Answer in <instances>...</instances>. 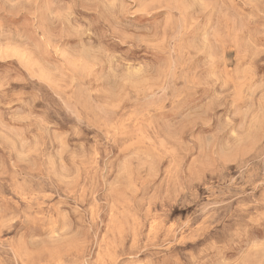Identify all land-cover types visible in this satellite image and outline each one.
<instances>
[{
  "label": "rangeland",
  "instance_id": "rangeland-1",
  "mask_svg": "<svg viewBox=\"0 0 264 264\" xmlns=\"http://www.w3.org/2000/svg\"><path fill=\"white\" fill-rule=\"evenodd\" d=\"M163 5L152 7L144 0L143 6L132 7L133 14L123 8L115 10L120 12L117 19L122 28L146 38L131 49L130 63H148L163 74L174 72L178 62L186 63L190 86L181 88L179 100L161 108L140 102L153 88V80L145 78L118 88L105 71L93 73L87 62L66 57L65 49L79 43L66 38L69 25L84 27L86 22L93 25L89 29L94 33L93 43L127 51V44L111 37L96 40V35L114 26L113 10L92 0H0L4 105L20 108L13 101L24 93L34 101L30 111L14 120L6 117L8 132L0 137L4 144L0 164L10 173L0 185L3 196L9 198L5 213L25 207L19 191L35 206L40 221L35 229L16 222L0 234V239L12 245L9 256L18 264H127L151 257L150 251L137 252L149 233L161 238L157 222L149 217L161 211V203L152 202L153 193L167 190L177 163L171 132L185 121L195 122L201 105L230 91L249 62L246 57L237 59L235 49L224 53L226 67L215 58L213 51L223 33L211 30L209 24H215L218 17L202 14L196 0H163ZM194 20L198 22L193 24ZM181 28L187 29L182 35ZM190 48L203 50L192 57ZM253 64L255 75L264 76V56ZM227 103L230 106L231 100ZM222 113L226 115L227 108L215 107L212 115L219 119ZM85 115L87 121L78 125ZM77 129L79 135L74 134ZM180 139L187 143V137ZM66 150L80 158L66 156ZM53 158L58 166L63 160L67 168L62 182L48 177L45 165ZM195 159L188 155L182 166L192 165ZM18 160L24 163L14 167ZM238 176L235 166L206 173L197 189L202 200L195 210L188 205H166L170 221L177 216L194 218V238L171 249L180 260L191 253L200 258V264H213L212 245L222 235L219 225L212 227L205 219L203 209L220 216L236 209L247 211L250 198L232 186ZM34 236L46 237L47 243L29 246ZM223 258L227 264H258L264 259V228L239 236Z\"/></svg>",
  "mask_w": 264,
  "mask_h": 264
},
{
  "label": "clouds",
  "instance_id": "clouds-1",
  "mask_svg": "<svg viewBox=\"0 0 264 264\" xmlns=\"http://www.w3.org/2000/svg\"><path fill=\"white\" fill-rule=\"evenodd\" d=\"M92 2L101 3L105 8L113 10L114 26L110 32L96 35V40L102 41L106 37H111L113 40L127 44L128 50L116 52L108 49L102 42L93 43L94 33L89 31L93 27L91 23L86 22L84 27L70 24L66 38L77 39L79 43L70 49H65L67 59L87 62L93 73L97 69L105 71L118 88L122 84L145 78L153 80V88L145 94L141 103L155 104L163 108L164 105L179 100L181 88L190 86L191 81L185 62H178L174 72L163 74L158 72L157 66L148 63L136 65L127 59L131 49L144 44L146 38L122 28L117 19L120 12L115 10L123 8L127 10V14H133L132 7L137 4L143 6L144 0H120V3L116 0H92ZM148 2L152 7L164 6L163 0H148ZM196 3L201 7L202 14L218 17L215 24L211 22L209 24L211 30L218 28L223 33L222 41L218 42L219 47L213 51L215 58L223 61L226 67L228 61L224 53L229 49H235L237 59L246 57L249 58V62L244 73L234 79L235 86L230 91L215 96L210 102L201 105L200 116L195 122L185 121L182 126H177L171 132V137L176 141L177 163L167 190L153 193L152 202L159 201L162 206L161 211L149 217L157 222L161 238H155L149 233L147 240H142L143 247L137 254L150 251L151 257L140 262L128 261L127 264H200V258L191 253L185 260H180L172 253L173 245L193 239L196 230L192 228L194 218L191 215L188 219L177 216L170 221L171 212L166 205L179 207L188 205L193 207V210L199 207L202 198L198 196L197 189L208 172L229 171L235 166L239 176L232 186L238 189L241 196L250 198V203L245 205L248 210L243 212L236 209L220 216L207 208L203 209L206 213L205 219L210 221L212 227L219 225V232L222 235V238L212 245L215 257L213 264H227L223 258L227 247L252 228H264V76L255 75L253 64L259 56H264V0H196ZM197 22L194 20L193 24ZM186 30L181 28L180 34L182 35ZM176 39L177 37L174 36L173 40ZM202 50L188 49L192 57L200 55ZM4 88V78L0 77V137H6L8 132L6 117L14 120L21 112L30 111L34 103L32 96L24 93L13 101L19 103L20 108L12 109L11 104L5 106ZM228 100H231L230 106ZM215 107L227 108V114L222 113L219 119H215L212 115ZM87 119L86 115L82 116L78 125L84 124ZM196 128L200 129L198 133L194 131ZM24 131H27V128ZM74 134H80L78 129ZM182 136L188 138L187 143L180 139ZM2 147L4 144L0 143V148ZM65 155L73 156L75 159L80 158L79 154L71 150H66ZM188 155H193L196 159L192 165L184 167L182 161ZM93 158H95V148ZM21 163L24 161L18 160L14 167ZM45 169L49 178L55 177L61 182L67 171L63 160L58 166L55 158L48 161ZM9 175V171L0 164V185L4 184V178ZM245 189L251 191L246 192ZM257 191H259L258 197ZM17 194L25 200V207L18 206V211L6 215L5 208L9 198L3 196V189L0 187V234L3 230L10 229L16 222L32 229L40 226V221L35 215V206L22 192L18 191ZM212 197H216L215 192L212 193ZM45 243H47L46 237L34 236L29 246L38 248ZM11 247L8 241L0 239V264H18L9 256ZM258 264H264V259Z\"/></svg>",
  "mask_w": 264,
  "mask_h": 264
},
{
  "label": "bare ground",
  "instance_id": "bare-ground-1",
  "mask_svg": "<svg viewBox=\"0 0 264 264\" xmlns=\"http://www.w3.org/2000/svg\"><path fill=\"white\" fill-rule=\"evenodd\" d=\"M95 17V16H94Z\"/></svg>",
  "mask_w": 264,
  "mask_h": 264
}]
</instances>
